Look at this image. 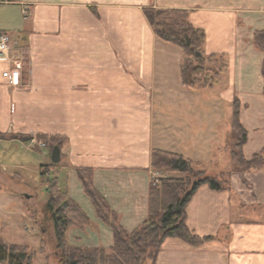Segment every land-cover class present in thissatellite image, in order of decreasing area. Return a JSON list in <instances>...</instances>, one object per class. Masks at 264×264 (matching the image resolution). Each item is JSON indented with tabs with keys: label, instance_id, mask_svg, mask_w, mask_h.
<instances>
[{
	"label": "crops",
	"instance_id": "0c3cea01",
	"mask_svg": "<svg viewBox=\"0 0 264 264\" xmlns=\"http://www.w3.org/2000/svg\"><path fill=\"white\" fill-rule=\"evenodd\" d=\"M148 8L187 11L205 34L201 55L226 56L215 87L182 85L184 54L155 36ZM263 30L264 0L1 1L0 34L25 53L26 66L23 85L12 88L0 62V134L7 136L0 167L9 147L27 144L23 137L61 138L59 188L89 220L66 241L110 250L112 231L97 218L76 170L92 171L95 190L132 232L146 219L150 184L162 174L151 168L154 150L179 154L214 176L228 167L233 101L246 133L242 157L260 154L263 54L253 36ZM228 171L225 190L201 186L185 209L188 230L211 240L192 247L166 239L155 264H264V169Z\"/></svg>",
	"mask_w": 264,
	"mask_h": 264
},
{
	"label": "trees",
	"instance_id": "16d2710c",
	"mask_svg": "<svg viewBox=\"0 0 264 264\" xmlns=\"http://www.w3.org/2000/svg\"><path fill=\"white\" fill-rule=\"evenodd\" d=\"M144 16L155 36L163 42L177 46L184 54L180 65L182 85L189 90L200 88L212 89L217 80L227 71L225 55L202 56L205 34L189 23V13L184 10L144 9ZM253 42L256 49L263 54L262 75L264 77V30L255 32ZM197 54H199L197 56ZM264 94V88H263ZM232 158L236 157V168L240 171L263 170L264 149L250 160H244L241 146L246 141V133L239 123L240 104L233 101ZM0 134V139H5ZM20 138V137H19ZM37 140L48 147L49 155L54 147H61L62 139L39 135ZM29 140L30 137L21 138ZM57 164L41 166L46 178L47 198L43 213L51 224L56 241V248L61 254L55 258L58 264H155L164 241L169 238L179 239L197 247L211 238H199L186 226L185 209L194 193L201 186H208L213 191L226 189V182L221 178L205 175L203 171L190 181L193 167L199 164L175 153L154 150L151 155V168L165 174L176 175L153 181L148 194V214L142 224L132 232L125 231L112 212L107 202L95 190L92 183V171L78 168L77 176L83 191L90 200L97 218L110 227L113 245L110 250L98 248L71 247L66 241V234L71 228L84 229L89 220L83 211L59 188ZM234 171V170H233ZM36 253L26 246L5 244L0 240V264H34Z\"/></svg>",
	"mask_w": 264,
	"mask_h": 264
},
{
	"label": "rangeland",
	"instance_id": "374dc122",
	"mask_svg": "<svg viewBox=\"0 0 264 264\" xmlns=\"http://www.w3.org/2000/svg\"><path fill=\"white\" fill-rule=\"evenodd\" d=\"M22 60V72L24 73L26 66L24 52ZM22 85L21 82L20 86ZM31 140H35L36 144L30 143ZM24 141L27 144H24L22 149L9 147L3 160L4 168L0 167V240L9 244L26 246L34 251L37 254L34 264H45L46 262V264H58L55 258L61 254V251L56 248L53 228L43 213L47 198L45 184L47 177L39 173L41 165L50 161L49 150L47 146L40 147L39 143L42 142L37 138ZM230 153L229 149L227 152L229 164L222 170L220 176L211 175L210 171L208 173L201 166H194L193 176L189 180L192 181L195 175L199 176V172L203 170L205 175L222 180L229 173L228 170L241 172L236 168V157L232 158ZM218 169L219 167L211 168L216 173ZM43 170L41 169L40 172ZM166 175L162 173L155 181L165 178ZM25 196L30 197L26 199Z\"/></svg>",
	"mask_w": 264,
	"mask_h": 264
},
{
	"label": "built area",
	"instance_id": "2783aa9c",
	"mask_svg": "<svg viewBox=\"0 0 264 264\" xmlns=\"http://www.w3.org/2000/svg\"><path fill=\"white\" fill-rule=\"evenodd\" d=\"M23 14H26V12L24 11ZM16 46L11 36L0 34V62L7 65V68L2 73V78L7 86L12 88L20 86L22 78V51ZM30 143L35 145L36 141L31 140ZM39 146L44 147L42 143H39Z\"/></svg>",
	"mask_w": 264,
	"mask_h": 264
},
{
	"label": "water",
	"instance_id": "95a60500",
	"mask_svg": "<svg viewBox=\"0 0 264 264\" xmlns=\"http://www.w3.org/2000/svg\"><path fill=\"white\" fill-rule=\"evenodd\" d=\"M199 54H197L198 56ZM50 160L52 164H58L60 162V149L58 147H54L51 155Z\"/></svg>",
	"mask_w": 264,
	"mask_h": 264
}]
</instances>
